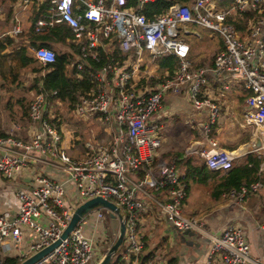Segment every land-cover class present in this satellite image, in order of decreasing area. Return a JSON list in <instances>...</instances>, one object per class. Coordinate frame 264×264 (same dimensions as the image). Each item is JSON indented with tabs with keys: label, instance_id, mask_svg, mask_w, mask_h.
<instances>
[{
	"label": "built area",
	"instance_id": "2783aa9c",
	"mask_svg": "<svg viewBox=\"0 0 264 264\" xmlns=\"http://www.w3.org/2000/svg\"><path fill=\"white\" fill-rule=\"evenodd\" d=\"M33 1L47 8L33 23L36 32L57 24L70 29V43L80 53L78 68L87 57L96 58L98 49L133 51L136 57L120 66L108 64L98 70L93 75L96 87L80 96L74 108L78 115L99 116L112 124L114 136L107 146L100 144L94 150L89 144L85 149L90 151L80 158L59 150L61 135L45 117L47 97L42 93L36 94L30 104L27 138L12 133L0 136V176L5 180L28 176L30 181L29 186L16 188V212H0V264L6 256H13V249L23 240H27L28 248L18 252L20 261L58 239L75 208L97 196L123 212L127 245L122 257L131 258L130 264H164L158 263V258L140 261L144 249L141 225L149 200L177 232L192 230L208 238L209 258L218 256L221 264H262L250 255L240 226L230 224L221 234H211L196 216L186 215L180 173L174 163L162 160L156 164L154 157L162 140L164 97L184 92L194 110L209 114V121L200 125L207 145L198 150V155L211 170L225 172L233 167L237 154L220 148L210 134L220 113L219 105L208 94L211 78L230 76L241 85L247 92L244 121L260 139L264 138V0H232L229 5H219L223 0H193L174 3L155 17L142 11L145 3L153 0H16L12 35L21 32L19 11ZM245 13L253 14L244 27L246 36L241 37L232 21ZM190 26L212 30L222 38L223 49L210 66L190 68L187 37L194 34ZM33 52L42 64L55 60V51L50 47L39 46ZM145 53L178 58L173 77L136 88L153 68V63L144 61ZM36 167L41 173H36ZM49 169L52 171L48 173ZM140 171L143 178L139 177ZM260 188L257 181L248 187L242 185L238 191L231 190L226 196L241 202ZM76 189L82 197L80 202L72 196ZM162 189H167L164 202L152 194ZM99 208H93L94 215L85 220L86 213L59 245L34 264H98L103 257L98 262L94 256L96 227L104 217ZM258 229L264 240V222Z\"/></svg>",
	"mask_w": 264,
	"mask_h": 264
},
{
	"label": "crops",
	"instance_id": "0c3cea01",
	"mask_svg": "<svg viewBox=\"0 0 264 264\" xmlns=\"http://www.w3.org/2000/svg\"><path fill=\"white\" fill-rule=\"evenodd\" d=\"M224 1V0H223ZM222 2V1H221ZM10 5V4H9ZM224 5V4H222ZM4 7V6H3ZM32 5L26 6L23 10L19 11V16L21 17V27H26L27 20L29 19L31 13ZM1 14V13H0ZM249 13L243 14L241 18L238 20L232 21V23L236 25V29L238 30V34L241 37L246 36L245 25L251 15L248 17ZM0 15V84L2 83V79L4 80L6 87L3 92L0 86V100H6L9 95L8 101H10L11 97H15L18 92L21 93L20 97H32L31 93L24 94L22 91V86H28L31 83V80L37 76L32 70H29V67H21L20 57L11 55V57L5 55H10L12 53V47L8 46L5 42L4 38V30L6 27L4 26V21L1 19ZM193 31V30H192ZM194 32V31H193ZM197 33V32H196ZM198 34V33H197ZM199 35V34H198ZM195 37V35H193ZM219 39L217 41L218 46L216 47L219 50L223 49V41L221 36L218 34ZM211 38V37H209ZM200 38H195L196 41ZM190 40V39H189ZM18 43V40L14 41ZM67 42L70 43V38L67 39ZM189 43V42H188ZM71 44V43H70ZM190 45V55L192 56V60L189 59V62L193 64V66H210L213 56L209 57L202 52H193L191 44ZM0 47V48H1ZM51 48V47H50ZM52 49L57 52L60 49L65 52H73L70 50V46L67 44L65 47H60L55 44H52ZM208 52V51H207ZM219 52V51H218ZM13 54V53H12ZM198 54V55H197ZM195 55V56H194ZM76 60L79 61L77 56H74ZM203 62V63H202ZM37 65H44L36 60ZM202 63V64H201ZM153 69L158 71L159 75L162 73V69L156 64L153 63ZM11 68L15 70L13 78H9L5 76L7 71H10ZM12 72V71H11ZM26 73V79L23 82L21 76L23 73ZM97 72V71H96ZM22 73V74H21ZM18 75V77H14ZM159 75L157 77H159ZM227 76L221 78H211L209 80L208 94L213 98L214 101L217 102L220 108V113L215 121L214 127L211 126L210 134L217 141L218 146L220 148L226 150H233L236 155V159L234 163L244 154L239 152V149L234 148V138L239 133H244L247 137L243 139V146L248 149L250 146L253 147V143L256 137H259L256 133V130L246 125L244 121V103L247 92L241 87L237 82H229L227 80ZM20 81V83H18ZM13 91V93H11ZM184 93V92H182ZM180 94V93H179ZM177 94V95H179ZM177 95L166 94L164 97L163 103V116L161 118V145L159 153L169 152V150L181 148L182 145L178 147H174L173 140L166 143L168 140L167 133L172 132L173 134H177L176 137L182 142L185 143L187 140V144L184 148L178 149L182 150L185 154H197L198 150L205 147L207 142L204 137H202V128L201 126L205 125L209 121V114L207 111H196L193 108L186 107L183 102H179L176 100ZM19 97V98H20ZM17 99V98H16ZM13 100V99H12ZM11 100V101H12ZM16 102V100H15ZM17 108L15 113L11 118L4 119L0 121V129L2 131L7 130L12 125L18 126V128H23L19 122L15 120L20 114V108L18 103L15 105ZM192 107V106H191ZM74 109L72 110L73 113ZM64 113V112H63ZM69 112L67 114H70ZM66 116L62 114L60 118H65ZM10 120V121H8ZM66 125L65 121H62L61 126ZM201 125V126H200ZM200 126V127H199ZM17 127H14L16 129ZM18 130V132L22 130ZM25 130V128H23ZM189 129V130H188ZM185 130V131H184ZM170 138V137H169ZM260 139V137H259ZM185 141V142H184ZM249 141V143L247 142ZM241 143V142H240ZM248 143V145L246 144ZM71 144V142L69 143ZM102 144V143H101ZM172 144L174 146H172ZM186 144V143H185ZM241 145V144H240ZM70 146H73L72 144ZM70 146H68L70 148ZM241 146V147H243ZM162 147V148H161ZM64 148L68 152L75 155H79L77 153V149H74V152H71L69 148L64 145ZM74 148V146H73ZM158 148V149H159ZM247 149V150H248ZM82 150V148H80ZM260 151L259 153L264 156V138L260 139V146L256 150H249L245 154H249L252 152ZM242 154V155H241ZM156 153V157H157ZM73 158H76L72 156ZM159 160L167 158L158 156ZM80 158V157H79ZM246 156L240 164L245 163ZM234 165V164H233ZM209 169V168H208ZM47 170V169H45ZM211 170V169H209ZM261 177H263L264 173V162L261 163ZM52 170L49 169L48 173ZM216 171V170H212ZM180 175L184 173L182 169H178ZM223 172V171H221ZM226 172V171H225ZM261 188L258 190L256 197L259 198V201L264 204V180L260 181ZM30 181L28 176H19L13 180H5L0 176V212L9 211L11 213H15L18 208V200L15 195L16 188L22 186H29ZM154 195V194H153ZM156 207V206H155ZM153 207L152 211L149 213H143V228L141 232L145 235V248L141 252V256L146 255L147 253H154L155 257L158 258V263L161 261L164 264L167 263L169 258H176V264H207V261L210 259V264H221L220 258L218 256L213 255L212 258H209L210 252V241L208 238L203 237L199 232L194 231L196 235L187 236L186 241L191 243H185L184 240L178 238V232L176 229L170 225L165 219L164 215L157 212L156 208ZM183 210L185 214L195 215L197 218H200L205 229L211 234H221L222 231L230 224H233L234 221L245 220L244 223L247 225V230L245 232L246 240L250 247V255L260 260L262 264H264V240L263 237L257 228V224L254 223L253 219L250 217L248 210L244 206V203L237 202L235 200H230L227 196H223L221 199H212L210 196V184L209 181L207 185L203 184H192L186 202L184 203ZM160 211V210H158ZM148 214V215H147ZM27 240L22 242V244L18 245L17 248L13 249V256H18V252L20 250H27ZM21 253V251H20ZM10 256V255H8ZM123 258V257H122ZM130 264V262H129Z\"/></svg>",
	"mask_w": 264,
	"mask_h": 264
},
{
	"label": "trees",
	"instance_id": "16d2710c",
	"mask_svg": "<svg viewBox=\"0 0 264 264\" xmlns=\"http://www.w3.org/2000/svg\"><path fill=\"white\" fill-rule=\"evenodd\" d=\"M15 1L16 0H0V4L2 3V5H0V15L2 17L1 19L4 21V26L6 27L4 30V40L8 46L13 48V54L5 55L4 57H10L15 54L20 57L21 67H29V70H32L37 74V76L31 80L30 85L25 87L22 86L23 93H31L32 97L27 98L25 95L20 98L17 97L16 102L19 105L20 114L17 118H15V120L21 123L22 126H24L23 128H26L30 123L29 108L33 97L36 94L42 93L47 97L45 117L52 125H55L62 137L61 124L64 119L59 117L63 114L64 110L67 111V113L72 112L80 96L86 95L96 87L97 83L93 77L96 71L100 70L102 67L108 66V64L112 67L120 66L126 63L129 59L135 58L136 54L133 51L122 52L116 49L102 51L98 49L96 51V58L87 57L85 61H83L82 68H78V60H76L74 56H77L78 58L80 53L77 46L67 42V39L72 37V33L67 26L64 24H57L48 28L44 32L39 33L35 31L33 25L34 21L47 10V8L43 5H39L33 1L31 13L29 19L27 20L28 25L24 28L21 27V32L17 35H12L10 33L13 24L16 22L14 20L13 7ZM192 2L193 0H153L145 3L142 11L148 17H155L165 13L169 6L174 3L188 4ZM231 2L232 0H224L219 2V5H229ZM252 14L253 13H250L247 16H252ZM234 26L236 28L235 23ZM15 40H18V43H15ZM187 42H189L192 47L194 44L199 43L196 40L190 42L189 38L187 39ZM52 44L60 47H65L68 44L70 46V50L73 52L67 53L60 49V51L55 52V60L53 62L46 63L43 66L39 64L37 65L33 50L39 46L52 48ZM214 46L216 49L214 53L215 55L220 50L216 48L218 46L217 43H215ZM0 49H2V47ZM191 55L189 53L188 59L192 60ZM144 61L147 63H156L162 69V73L159 78H155L154 76H149L147 79L143 78L136 88L143 87L144 85L154 86L166 78L173 77L175 69L178 65V58L170 54L152 57L148 53H145ZM197 67L193 66V64L190 66L191 69H195ZM14 77H18V75H15ZM1 82L0 86L4 92L6 88L8 89V87H6L3 79ZM18 83H20V81ZM12 99L14 100V98L11 97L10 101ZM215 124H213L212 127H214ZM23 128L21 129L22 131H17L22 136H19L21 138H24V136L27 137ZM4 132L5 131L0 129V136H6ZM70 150L71 152H74L73 146H70ZM161 154L170 156V159L167 160L169 163L173 162L175 164L177 171L178 169L183 170L182 173L184 174L181 175V178L179 179L180 182L184 184L185 190L183 205L186 202V198L192 184L207 185V182L209 181L210 196L212 199L218 200L231 190L238 191L242 185L248 187L250 184L259 180L262 181L263 179V177H261L262 173L260 170L263 159L261 155H258L255 152L246 155L245 163H235L233 167L226 172L209 170L198 154H185L183 151H169L162 152ZM72 156L79 158V155H75L74 153H72ZM139 177L143 178L142 171L139 172ZM154 193V196L162 199L163 202L167 201V189H162ZM155 208L158 213L163 215L158 207ZM186 215L195 216L191 214ZM143 225H145L144 222L141 225V230ZM143 241L145 248V235ZM153 254L154 253H147L146 255L141 256L140 261L145 262L146 260L156 258V255ZM113 258L115 259L113 260ZM129 260L131 262V258ZM19 262V257L11 255L6 256L4 260V264H18ZM176 263L177 259L172 257L167 260L166 264ZM110 264H125L122 260V254L116 255V257L113 256Z\"/></svg>",
	"mask_w": 264,
	"mask_h": 264
},
{
	"label": "rangeland",
	"instance_id": "374dc122",
	"mask_svg": "<svg viewBox=\"0 0 264 264\" xmlns=\"http://www.w3.org/2000/svg\"><path fill=\"white\" fill-rule=\"evenodd\" d=\"M0 5H2V3ZM16 8H18V6ZM190 27L193 28L194 32L192 31V33L195 34L197 32L199 34V36L195 35V37H194L193 36L194 34H190L187 37V39L189 38L190 42L194 41L195 38H197V37L201 39V41H199L200 44L196 43L191 48V49H193V52L194 51H196V52L200 51L202 53H205V55L208 54L207 56H209V57H211L212 55L215 56L216 54L214 55V53H215L216 49H215L214 44L217 43V41L219 39L218 34L212 30L204 29L203 27H199V26H190ZM209 37H211V38H209ZM200 39H197V40H200ZM0 58H1V56H0ZM14 72H15V70L13 68H11L10 71H7L5 73V76H8L9 78L10 77L13 78ZM141 74H143V72ZM149 75L154 76L155 78H159V77H157L159 75L158 71H155L153 68H151ZM227 77H228L227 80L228 79L230 80L229 82L235 81L230 76H227ZM18 78H20V77H18ZM21 79L23 80V82L25 81V79H26V73L25 72L22 74ZM11 93H13V91ZM15 94H17V95L14 97L13 101H8V98H9L8 94L6 95V96H8V98L6 100H0V121L4 120V119L11 118V116H13V114L15 113V110L17 108L16 106H14L16 103L15 100L17 97H20L21 93L18 94V92H17ZM176 100L179 101L180 103L183 102V104L186 107L192 108L187 93H180L179 95L176 96ZM63 112H64L63 114L66 116L64 118L66 125L61 126L62 137H61V140L59 141V143L57 144V147L59 148V150L64 149L69 155H71V153L68 152L66 150V148H64V145L67 148H69L68 146H70L72 144L74 146V149L75 148L77 149V151H78L77 153L80 154L79 157H83V156L87 155L88 152L90 151V150L85 149V146H88L90 144L91 146H93L94 150H98L101 143H102V145L107 146L112 141L113 136H114V128H113L112 124L106 123L99 116H81V115H78L77 113L73 112V113H70L68 115V119H67V114H65L66 111L64 110ZM8 121H10V120H8ZM14 127L15 126L12 125L10 128L5 130L4 133L6 135L12 133L16 137L21 136L20 133H18L17 130L14 129ZM16 127H18V126H16ZM176 135L177 134H173L172 132L171 133L168 132L167 133L168 140L166 141V143L173 140V144L175 146L173 144H172V146L178 147V146L182 145V147L184 146V148H186L187 147L186 145H189V144H187L188 140L186 142L184 141L186 144L182 143L176 137ZM245 137H247V136L244 133H239L237 136H235V138L233 140L234 141L233 147L239 149L241 146H243V144L245 143V142L243 143V139ZM24 138H27V137L24 136ZM70 142H71V144H69ZM247 142L249 143V141H247ZM248 143H246V144L248 145ZM182 147L178 148V149H182ZM243 147H245V146H243ZM80 148H82V150H80ZM178 149L172 148L169 151H182V150H178ZM247 149L244 152H241L244 155L241 156L235 163L240 164L239 162H241V160H243L246 156L245 153L249 150H252L253 147L250 146L249 149L248 150ZM159 150H160V148L158 149V151L157 150L155 151V153L158 154L157 157H156V155L154 157V160L156 159V164L159 161L164 160V159L159 160L158 156L165 157L168 160L170 159V156L160 154ZM259 152L260 151L258 150L255 153H257L258 155H261L263 162H264V156L262 154H260ZM168 160H166L165 162H168ZM36 173H41V169L39 167H36ZM262 180H264V175H263ZM72 192L73 191H71L70 194H72ZM257 192L250 193V194L246 195L245 198L242 200V203H244V206L248 210L250 217L253 219L254 223L257 224V228H258V226L264 222V204H262L259 201V198L256 197ZM152 194H155V193L152 192ZM72 196L74 197L75 202H80L82 200V197L78 194V189L75 190V193L72 194ZM154 206H155V204L151 200H149L148 205L146 207V212L149 213V211H152ZM99 210L104 214V217L101 219V222L98 223V225L96 227L97 243H96L94 256H95V258L98 259V262L103 257V255H105V253L108 251L110 246L115 242V240L118 236V230H119V224H118L117 218L112 217L110 215L109 210L105 207H100ZM94 212H95V209H92L90 212H88L85 220L88 217L93 216ZM198 219L201 220L200 218H198ZM242 221L243 222L234 221L233 224L236 226H240L241 229L245 233L247 230V226H246L247 224L244 223L245 220H242ZM93 222H94L93 220H90V223H93ZM126 245H127V241H126V239H124L121 246L119 247L117 253L114 256L116 257V255L122 254ZM114 259L115 258H113V260ZM122 260L124 261L125 264H129L128 259L122 258ZM93 264H97V262H95Z\"/></svg>",
	"mask_w": 264,
	"mask_h": 264
},
{
	"label": "water",
	"instance_id": "95a60500",
	"mask_svg": "<svg viewBox=\"0 0 264 264\" xmlns=\"http://www.w3.org/2000/svg\"><path fill=\"white\" fill-rule=\"evenodd\" d=\"M253 145V150H256L260 146V139L259 137L255 138ZM96 207H105L109 210L110 215L112 217L117 218L118 224H119V230H118V236L115 240V242L110 246L108 251L105 253L103 258L100 260L98 264H110L112 257L117 253L119 247L121 246L123 240H124V232H125V224H124V218H123V212L122 210L112 203L111 201L102 198V197H93L90 199L85 200L84 202L80 203L74 210L72 217L68 223V225L65 227V229L62 231L61 235L58 239L51 242L49 245L45 246L44 248L40 249L39 251L31 254L27 258L20 261L18 264H34L38 259L49 253L53 248H55L57 245L60 244V242L65 239L69 232L77 225V223L81 220V218L91 211L93 208ZM178 238L181 240H184L185 243H191L186 241L187 236H194L196 233L192 230H185L182 232H178Z\"/></svg>",
	"mask_w": 264,
	"mask_h": 264
},
{
	"label": "bare ground",
	"instance_id": "6f19581e",
	"mask_svg": "<svg viewBox=\"0 0 264 264\" xmlns=\"http://www.w3.org/2000/svg\"><path fill=\"white\" fill-rule=\"evenodd\" d=\"M247 148H248V147H240V149H239L240 153H241V152H244Z\"/></svg>",
	"mask_w": 264,
	"mask_h": 264
}]
</instances>
